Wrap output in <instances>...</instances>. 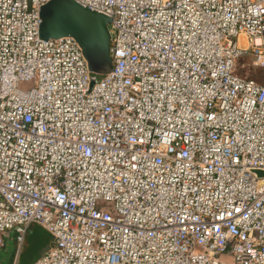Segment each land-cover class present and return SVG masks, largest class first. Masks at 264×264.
<instances>
[{
    "label": "built area",
    "instance_id": "2783aa9c",
    "mask_svg": "<svg viewBox=\"0 0 264 264\" xmlns=\"http://www.w3.org/2000/svg\"><path fill=\"white\" fill-rule=\"evenodd\" d=\"M48 1L0 0V248L38 224L33 264H264V85L236 72L264 0H74L110 18L93 85Z\"/></svg>",
    "mask_w": 264,
    "mask_h": 264
},
{
    "label": "water",
    "instance_id": "95a60500",
    "mask_svg": "<svg viewBox=\"0 0 264 264\" xmlns=\"http://www.w3.org/2000/svg\"><path fill=\"white\" fill-rule=\"evenodd\" d=\"M39 15L40 38L70 36L77 42L91 75V85L111 70L108 16L83 7L74 0H49L40 7ZM32 230L35 231L34 225ZM42 238L43 244L41 242L38 244L42 246L41 248L32 243L31 250L34 251L28 264H33L47 251L52 235L47 231L42 232ZM22 257L23 254H20L19 260Z\"/></svg>",
    "mask_w": 264,
    "mask_h": 264
},
{
    "label": "rangeland",
    "instance_id": "374dc122",
    "mask_svg": "<svg viewBox=\"0 0 264 264\" xmlns=\"http://www.w3.org/2000/svg\"><path fill=\"white\" fill-rule=\"evenodd\" d=\"M236 72L241 77L251 78L264 85V67L253 64L249 55L241 57L237 60ZM33 225L35 227V231H33L32 228L28 231L23 241L22 248L18 254L14 255V242L12 237L6 241L4 247L0 248V264H10L13 260L16 261V264H28V261L31 259L34 251L31 250L32 243L34 242V244L36 243L38 245L41 242V244H43L44 240L42 238V232H46L45 229L38 224ZM38 246H40V248L42 247L41 245ZM20 254H23L21 260H19ZM215 255L224 262H229L231 259L230 255L226 253H215Z\"/></svg>",
    "mask_w": 264,
    "mask_h": 264
}]
</instances>
